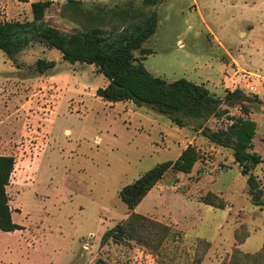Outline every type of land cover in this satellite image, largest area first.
I'll return each instance as SVG.
<instances>
[{"label": "rangeland", "instance_id": "1", "mask_svg": "<svg viewBox=\"0 0 264 264\" xmlns=\"http://www.w3.org/2000/svg\"><path fill=\"white\" fill-rule=\"evenodd\" d=\"M35 1L0 0V21L30 19ZM40 1L50 2L44 19L65 32L89 24L64 9L67 0ZM78 1L92 13L154 8L142 0ZM156 12V30L143 42L151 74L204 83L218 96L235 88L257 95L253 150L263 162L253 173L264 187V0H163ZM102 19L105 27L121 23L118 15ZM229 55L246 71L235 73ZM37 58L55 64L35 72ZM17 62L0 50V154L15 158L6 191L12 219L23 226L0 230V264H264V209L251 202L229 148L147 105L103 100L96 89L107 79L93 64L69 62L38 42ZM188 144L200 153L191 172L168 170L134 209L169 227L161 243L101 242L127 217L120 189ZM208 194L224 208L206 203Z\"/></svg>", "mask_w": 264, "mask_h": 264}, {"label": "trees", "instance_id": "2", "mask_svg": "<svg viewBox=\"0 0 264 264\" xmlns=\"http://www.w3.org/2000/svg\"><path fill=\"white\" fill-rule=\"evenodd\" d=\"M27 2L28 0H20ZM163 0H142L143 5L154 7L149 12L133 13L127 10L108 12H82L78 0H67L64 9L74 16H86L89 24L79 23V28L65 32L44 19L49 1L31 3L32 17L25 20L0 21V50L17 67V57L36 42L49 49L59 51L62 59L69 62L90 63L97 73L107 79L106 85L96 89V95L105 101H132L135 105H147L164 114L178 127L191 126L210 143L229 148L233 163L246 176V191L251 202L264 209V187L253 173L263 162L262 156L253 150V138L257 131V120L251 117L252 104L258 103L257 95L249 96L240 88L227 89L223 96L215 95L204 83H195L184 78L167 81L151 74L143 65V58L152 52L143 46L156 30L158 16L156 6ZM126 8V7H125ZM118 15L121 23L110 27L101 25L102 16ZM91 23V24H90ZM54 60L37 58L35 72L43 73L53 67ZM237 107L239 113H231ZM210 118L229 121L225 128L212 130L205 124ZM200 157L192 144L184 147L174 160L157 163L133 182L124 185L119 196L125 203L127 217L108 228L101 242L112 239H137L156 246L168 234L169 227L148 219L134 209L152 187L171 170L190 173ZM15 164L13 155L0 154V230L23 229L12 219V209L6 187ZM208 200H207V198ZM205 202L217 208L224 203L211 194ZM214 199V201L212 200ZM100 263L103 264L101 261Z\"/></svg>", "mask_w": 264, "mask_h": 264}, {"label": "crops", "instance_id": "3", "mask_svg": "<svg viewBox=\"0 0 264 264\" xmlns=\"http://www.w3.org/2000/svg\"><path fill=\"white\" fill-rule=\"evenodd\" d=\"M230 57H232L231 55H229ZM231 60H233V62H234V64L236 65V66H238V70L236 69V71H235V73H237L238 71H240V70H243V71H246V69L243 67V66H241V65H239V63L235 60V58L234 57H232L231 58ZM250 72H251V70H250ZM183 149V148H182ZM181 152V151H180ZM180 154V153H179ZM13 173V172H12ZM10 205V204H9ZM10 208H11V206H10ZM12 209V208H11ZM12 212H13V210H12ZM11 215H12V213H11ZM15 230H19V229H15ZM14 230V231H15ZM7 232H11V231H7Z\"/></svg>", "mask_w": 264, "mask_h": 264}, {"label": "built area", "instance_id": "4", "mask_svg": "<svg viewBox=\"0 0 264 264\" xmlns=\"http://www.w3.org/2000/svg\"><path fill=\"white\" fill-rule=\"evenodd\" d=\"M250 89L252 90V89H253V87H250Z\"/></svg>", "mask_w": 264, "mask_h": 264}]
</instances>
